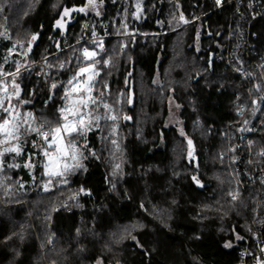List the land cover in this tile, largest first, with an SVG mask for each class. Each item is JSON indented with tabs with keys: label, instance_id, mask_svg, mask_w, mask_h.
I'll list each match as a JSON object with an SVG mask.
<instances>
[{
	"label": "trees",
	"instance_id": "obj_1",
	"mask_svg": "<svg viewBox=\"0 0 264 264\" xmlns=\"http://www.w3.org/2000/svg\"><path fill=\"white\" fill-rule=\"evenodd\" d=\"M229 1L144 0L138 19L132 0H0V67L14 72V62L23 65L16 79L21 99L30 101L21 105L23 113L31 110L47 129L54 127L68 82L93 61L100 71L95 97L99 91L106 92L105 85L133 97V104H126L119 131L122 166L118 171L112 173L116 153L111 141H101V129L79 137L87 166L73 175L53 178L55 186L47 191L43 188L49 179L42 165L44 141L35 132L24 137V151L15 158L19 164L0 167V264H237L240 245L255 217L258 191L231 180L217 153L222 131L237 119L247 93L239 76L216 60L226 46L231 18H242L234 15ZM97 4L104 6L101 17L92 12ZM197 17H202L204 26L199 50L194 44L198 22L186 25ZM63 20L65 30L57 25ZM252 26L257 34L254 57L264 61V19ZM126 27L148 36H125L126 49L113 52L121 48L118 34L125 33ZM105 32L117 36L104 41L106 51L99 50L97 41H86L50 60L58 66L66 64L55 73V94L45 106L50 81L38 76V66H28L45 51L55 52ZM156 33L160 35L152 36ZM36 34L40 42L28 54ZM86 48L96 52L92 60L85 61ZM109 59L111 64L105 63ZM206 73L210 83L204 80ZM155 91L170 93L180 103L187 137L165 125L167 113L160 115ZM143 94L152 97L147 111ZM256 96L259 111L264 86ZM147 113L152 122L144 126ZM259 115L249 114L246 127L236 131L248 130ZM253 140L257 150L264 148V128ZM182 141L185 157L179 169L189 171L177 175L171 168L173 151L182 148ZM10 157L7 154V160ZM29 158L35 162L33 171L24 166ZM254 159L264 160L259 155ZM241 169L246 174L247 168ZM231 191L238 193L236 200ZM76 193L77 201L72 203L71 195ZM49 228L54 244L43 252Z\"/></svg>",
	"mask_w": 264,
	"mask_h": 264
},
{
	"label": "built area",
	"instance_id": "obj_2",
	"mask_svg": "<svg viewBox=\"0 0 264 264\" xmlns=\"http://www.w3.org/2000/svg\"><path fill=\"white\" fill-rule=\"evenodd\" d=\"M228 3L234 4V15L242 17L236 19L232 17L227 32V43L224 51L217 55V62H224L225 65L247 86L248 99L245 104L242 105V110L239 113L241 115L240 121H234L231 126H234V132L229 129L228 141L229 152L225 155L228 160L229 170L234 177L237 185L246 187H256L260 189L264 183V162L254 163L251 161V165L247 167V172L243 178H237L233 169V164L246 165L244 159L246 157H254L259 155L264 157L261 153H264V148L257 150L254 146V141H247V137L256 135L262 128H264V102L262 106L257 109L259 103V97L256 96V92L260 85L264 86V64L257 60L256 56V44L255 39L257 37L256 32L253 30V22L255 20L264 19V0H231ZM239 18V17H238ZM125 36H145V34H139L128 31ZM116 37L105 32L103 35L89 37L71 46H65L62 49H58L55 52L45 51L43 56L37 61L29 65L28 67L38 66V76L45 77L49 82L47 93L43 98V104L48 105L49 101L54 97L56 88H52V84L58 83L55 79V73L62 70L64 67L50 63V60L57 54L64 50L69 49L79 43L86 41H97L100 51H106V45L104 41L108 38ZM88 49V48H86ZM89 52H91L88 49ZM65 66V62L61 63ZM51 65V67H49ZM2 77L0 79H3ZM256 96V98H255ZM258 113V117L253 119L252 125L248 130L238 133L237 127H240V123H243L241 129H244L248 124L247 118L249 114ZM36 127L43 125V131H47L46 124L43 119L35 115ZM242 125V124H241ZM42 138V137H41ZM43 139V138H42ZM239 141L235 144V141ZM236 155L233 157V155ZM255 171V173H253ZM245 180V181H244ZM235 193V192H231ZM259 200L264 201V193H259ZM264 208V207H263ZM261 203L258 205V209H263ZM239 261L237 264H260L264 263V219L258 218L251 223L249 233L244 239L239 249Z\"/></svg>",
	"mask_w": 264,
	"mask_h": 264
},
{
	"label": "snow or ice",
	"instance_id": "obj_3",
	"mask_svg": "<svg viewBox=\"0 0 264 264\" xmlns=\"http://www.w3.org/2000/svg\"><path fill=\"white\" fill-rule=\"evenodd\" d=\"M219 2L220 0H217V3ZM79 11H84V9L81 8ZM67 14L68 10L65 9L64 15L66 16ZM57 25L60 26L61 22L57 21ZM36 39V35L31 37L32 41H35ZM95 56V52H89L88 49L83 50L84 58L92 60ZM5 61L7 62V57H5ZM14 63L16 65L14 72H4L3 68L0 67V76L5 77V79L0 80V148H2V150H0V167L3 166V157L5 154L15 153L17 156H19L23 149L22 137L29 133L35 132L37 136L43 138L44 144L47 145V149L43 147L41 149L45 157H50L51 153L48 149L56 146V151L58 153L66 157V159L75 161V163L72 165L65 163L61 169L53 171H48V164L44 165L45 174L49 177V179L43 185V188L45 191H47L53 182V178H64L66 173L74 171L76 168L82 167L78 160V156H82V153H80L79 148L76 146V139L79 137H86L87 132L90 131L93 126L99 127V121L101 119H111L112 121H115L117 117L114 115L101 116L99 114H94L93 111L84 112L81 110L88 108L89 104L97 105L98 100L102 102L104 97L103 91H99L98 97L91 96V92L95 87L94 78L99 76V72L94 70V64L97 62L93 61V65H89L88 67H80L79 71L76 72V74L71 78V80L68 82L71 86V89H66L64 99L66 101L71 100V93L78 90L76 85L80 83L79 78L83 74L89 73L87 80L83 81L87 87L79 89L85 93V95L81 96L78 101L66 104L60 109V118L57 120V125L55 127H50L47 131L42 130L44 127L43 125H40L39 127H33L35 119L32 114H21L18 111L19 105L29 103L30 101L20 99V85L16 83V79L23 65H21L19 62ZM49 67H51V65H49ZM60 67L62 68L64 65L61 64ZM8 77L11 78L10 81ZM9 83H11L12 87L11 92L8 91ZM51 87L56 88L57 85L52 84ZM13 97H15L17 100V104L15 105L12 104ZM102 106L104 109L111 111V106L107 103H103ZM69 115H71L73 118L69 119ZM49 137H51V142H49ZM64 141H67V143H63ZM113 144H116V141H113ZM189 144H191V141H189ZM4 145L7 146L5 147ZM261 154L264 155V153ZM13 159H15V157H13ZM15 166L16 165H8V167ZM24 166L32 167L31 164H25ZM61 182L66 183L67 181L66 179H61ZM230 195L232 196L233 200L238 198V193H230ZM228 246L230 245H226V247Z\"/></svg>",
	"mask_w": 264,
	"mask_h": 264
},
{
	"label": "rangeland",
	"instance_id": "obj_4",
	"mask_svg": "<svg viewBox=\"0 0 264 264\" xmlns=\"http://www.w3.org/2000/svg\"><path fill=\"white\" fill-rule=\"evenodd\" d=\"M133 4H134V7H135V10H139V15H141V13L143 12L142 11V7H143V3H144V0H132ZM97 9H92V12L95 13V15H97V17H101L103 16L104 14V6L101 5V4H97ZM69 18V17H68ZM137 18V17H136ZM67 20V18L65 19ZM197 21L198 22V27H197V30H198V39L195 41V46H196V49H201L200 45H201V37L203 35H201V32L203 31L204 29V26H203V22H202V17H197L196 19H193L192 21H188L186 25H189L193 22ZM65 23V22H64ZM182 27H185L182 26ZM180 27V28H182ZM179 29V28H178ZM177 29H175L176 31ZM127 27H126V31L125 33H119L118 34V38L122 39V44H121V48L119 47H115L114 51L113 52H116V53H122L125 49H126V45H127V41H126V37L125 35L127 34ZM158 35L160 34H153L152 36H156L158 37ZM148 35H145L143 37H147ZM117 37V36H116ZM147 40V39H145ZM32 41V40H30ZM91 52H95L94 50H92ZM96 53V52H95ZM94 58V57H93ZM88 59H85V61H87ZM111 59H109L107 61V64H111ZM263 64H264V61L262 60L261 61ZM89 65H83L82 67H88ZM94 70L95 71H99L98 67L97 66H94ZM89 73H85L83 74L79 79H80V83L77 86V91L75 92H72L71 94L73 95H79L78 93L82 92L80 91L79 89L81 88H84V87H87V85H85L83 83V81L87 80V77H88ZM205 81H209V77H208V74L206 73L205 74ZM96 78V77H95ZM95 78H94V81H95ZM5 79V78H3ZM3 79H0V80H3ZM71 80V79H70ZM157 82H159V79L157 78L156 79ZM17 83V82H16ZM210 83V81H209ZM19 84V83H18ZM75 84V82H74ZM20 85V84H19ZM245 86V90L247 91L246 93V96H245V101L240 105V107L237 109V113H238V117L236 120L234 121H240V118H241V115L239 114L242 110V105L246 103L247 101V98H248V89H247V86L244 84ZM67 90H70L71 89V86L68 85V87L66 88ZM123 89H121L119 92H114V91H111V87L109 85L106 86V92H105V100H102V102L98 103L97 105H92V104H89V107L86 108V109H81L82 111L84 112H88V111H93L94 114H99L101 116H116L117 119L115 121H112L111 119H101L99 121V127H96V126H93L92 129L90 131L87 132L86 136L91 132V131H95V130H98V129H101V133H99V137L101 138V141H111L112 143V147L114 148V153H116V157L113 158V162H112V167H111V170H112V173H114V171H118L121 166H122V162H121V156L122 155L120 152L121 149V141H122V136L119 135V131L121 129V122H122V119L124 117V113L126 112V104H130L132 103L133 101V97H131L130 93H124L122 91ZM8 91L11 92L12 91V87H11V83H9L8 85ZM94 88L91 92V96L92 97H95L94 95ZM22 90H21V85H20V99H21V95H22ZM83 93V92H82ZM150 95H152V91H150ZM156 98H157V104L159 106V109H160V115L163 116V114H166L167 113V117H166V120H165V125L167 127H175L178 132H179V135L182 136V137H187V135L185 134V131H184V127H183V120L181 118V105L178 101H176L174 99V97L169 93L167 96L165 94H163V92L159 93L157 91L154 92ZM149 94H143L142 95V99H141V102L142 104L144 105V109L147 111L148 110V104H149V101H150V96H148ZM150 97V98H149ZM22 100V99H21ZM7 103V102H6ZM103 103H107L108 105L111 106V111H108L106 109L103 108L102 104ZM12 104L15 105L17 104V100L15 97L12 98ZM66 104H69L68 101H66L65 99L62 101V104L60 106V108H58L59 110L61 108H63ZM133 104V103H132ZM18 111L21 113V114H24V113H31L32 116L34 117V114L31 112V110H26L24 111V113L22 112V109H21V105H19L18 107ZM148 113L146 114L145 116V120L143 121L144 126L147 125V122H152V119L149 117ZM60 118V111H59V114L57 116V120ZM73 117L71 115H69V119H72ZM144 118V117H143ZM35 119V117H34ZM232 121V122H234ZM62 122V121H61ZM230 122L226 127L225 129L222 131V135H221V146H220V149H218L219 151L217 152L219 154V157L220 159L225 163L226 168L228 166V160L227 158H225V155H227V153L229 152V141H228V132H229V129L231 130V132H234V126H231V123ZM35 124V123H34ZM34 124H33V127H34ZM242 124V125H241ZM57 125V123L54 125V127ZM240 127L242 128L243 126V123L241 122L240 124ZM103 132V133H102ZM34 133V132H32ZM31 135V133L27 134L26 137L28 138L29 136ZM25 137V136H24ZM22 137V143H23V149L21 151V154L23 153L24 151V142L26 141L27 138H24ZM219 140V141H220ZM113 141H116V144H113ZM49 142H51V137H49ZM76 146L79 148V151L80 153H82V156H78V160H79V163L82 165V167H79V168H76L74 171H70L68 173L65 174L66 175H73L75 173H78L80 170L84 169L86 166H87V155L85 154V148L83 147V145L79 142V138L76 139ZM237 144L239 141H235ZM257 142V141H256ZM44 143V142H43ZM63 143H67V141H64ZM106 144V142H104ZM59 144V142H58ZM5 147L7 145H4ZM181 146L182 148H180V146H176V149L175 151H173L174 153V158H173V163L171 165V168L172 170L174 169L175 173H178V171H182L183 170H186V171H189L187 169H184L182 168L183 170H180L179 167L182 165V163H180V160L184 159L185 157V142L182 141L181 142ZM254 146L256 147V144H255V141H254ZM43 148L47 149V145L44 144L43 145ZM257 148V147H256ZM0 150H2V148H0ZM49 152L51 153V156L50 157H45L43 155V152H42V156H43V160H42V165L44 167L45 164H48L49 167H48V171H53V170H59L63 167V165L65 163H67L68 165H72L75 163V161H72L70 159H66V157L62 156L60 153H58L56 151V146H54L53 148L51 149H48ZM11 157L9 160H7V154H5V156L3 157V166L6 164L7 165H18L19 162L16 161L17 159H13V157L16 158V154L15 153H8ZM20 154V155H21ZM236 155L234 154L233 157H235ZM26 164H31L32 167H27L29 168L30 171H33L35 169V162L32 160V159H28ZM2 166V167H3ZM118 166V167H117ZM177 168V169H176ZM227 168V170H228ZM235 168L234 167V164H233V169L235 171ZM44 171H45V167H44ZM45 174V172H44ZM180 173H178L177 175H179ZM181 175V174H180ZM232 175V174H231ZM45 176L47 178H49L46 174ZM231 180H234V177L231 178ZM55 183V182H54ZM55 185L51 184L49 186L50 189H52ZM84 192V191H82ZM231 192H235V191H231ZM230 192V193H231ZM79 193H76L74 194L73 196L71 195V198H72V203H75L77 201V196H78ZM68 203V202H67ZM67 203H64L63 204V207L67 204ZM72 203L70 204V206H72ZM53 235H52V231H51V228L48 229V234H47V240L44 241L43 245H42V251L45 252L46 249L48 248H52L53 244H54V240H53Z\"/></svg>",
	"mask_w": 264,
	"mask_h": 264
},
{
	"label": "bare ground",
	"instance_id": "obj_5",
	"mask_svg": "<svg viewBox=\"0 0 264 264\" xmlns=\"http://www.w3.org/2000/svg\"><path fill=\"white\" fill-rule=\"evenodd\" d=\"M45 106H47V105H45ZM253 136H251L250 138L247 137V141H254L253 140ZM262 158H264V157H262ZM251 161L254 162V163L264 162V160H255L254 157H251V158L246 157L244 159V163H246L247 166L246 167H244V166L243 167H241V166H237L236 167L235 174H236L237 178H243L245 176V172L241 168H247L248 165H251ZM253 173H255V171ZM248 188H254V189H256L258 191V204L256 206L255 217H254L253 222L256 221L258 218H263L264 219V208H263V205L264 204H263V201L262 200H259V193H264V183H263V186L260 189H257L256 187H253V186L248 187ZM260 203H261L263 209H258V205ZM240 248H241V245H240Z\"/></svg>",
	"mask_w": 264,
	"mask_h": 264
},
{
	"label": "water",
	"instance_id": "obj_6",
	"mask_svg": "<svg viewBox=\"0 0 264 264\" xmlns=\"http://www.w3.org/2000/svg\"><path fill=\"white\" fill-rule=\"evenodd\" d=\"M142 11L144 12L143 7H142ZM143 12L141 13V15L143 14ZM141 15H139V10L137 9L136 10V13H135V17H137L139 19L141 17ZM60 22H61V25L58 26V27L61 28L62 30H65V28L67 26V22H65L64 20L63 21H60ZM36 36H37V39L35 41H32L30 43L29 47H28V54H31L35 50V48L38 45V43L40 42V34H36ZM81 96L82 95H72L71 94V100L68 101L69 104L72 103V102H74V101H78ZM193 161L195 162L196 166H199V162L200 161H199L198 156H194L193 157ZM190 162H191V159H190ZM260 264H264V263H260Z\"/></svg>",
	"mask_w": 264,
	"mask_h": 264
}]
</instances>
